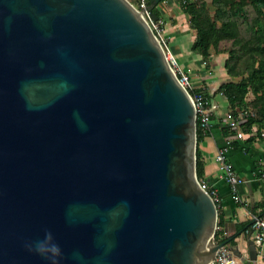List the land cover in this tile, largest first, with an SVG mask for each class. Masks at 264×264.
Wrapping results in <instances>:
<instances>
[{"label": "water", "instance_id": "95a60500", "mask_svg": "<svg viewBox=\"0 0 264 264\" xmlns=\"http://www.w3.org/2000/svg\"><path fill=\"white\" fill-rule=\"evenodd\" d=\"M196 162L195 104L130 0H0V264H213L243 230L215 242Z\"/></svg>", "mask_w": 264, "mask_h": 264}, {"label": "crops", "instance_id": "0c3cea01", "mask_svg": "<svg viewBox=\"0 0 264 264\" xmlns=\"http://www.w3.org/2000/svg\"><path fill=\"white\" fill-rule=\"evenodd\" d=\"M162 10L161 26L170 52L173 53L180 65L190 74L195 88L208 86L215 90L219 85L228 80L230 75L226 71L225 61L228 57L226 52L212 51L209 60H204L201 53L192 49L196 37V29L191 26L189 16L179 0H165L158 3ZM222 70V77L218 78L211 70ZM230 79V78H229ZM220 103L219 114L212 118L210 131L205 134L200 143L202 156L205 161V173L202 179L209 189L217 191L220 196L225 223L226 234L236 233L238 223L253 220L264 210V180L260 177V170L264 169V138L260 135L248 143L245 139L234 140L237 145L229 149L227 156L234 164L244 181L238 184L239 199L223 172L217 160V153L221 146L226 144L227 135L222 126V118L225 108L228 107L227 99L221 93L215 95ZM228 222V226L226 223ZM252 238L245 230L235 237L236 244L242 255L248 256L247 240ZM235 260L243 264L241 257L235 251ZM258 264H264V247L258 246Z\"/></svg>", "mask_w": 264, "mask_h": 264}, {"label": "trees", "instance_id": "16d2710c", "mask_svg": "<svg viewBox=\"0 0 264 264\" xmlns=\"http://www.w3.org/2000/svg\"><path fill=\"white\" fill-rule=\"evenodd\" d=\"M212 4L213 8L207 0H189L187 7H183L189 16L191 26L196 29L192 49L201 53L206 61L209 60L212 51L228 54L225 67L233 78L222 82L213 96L222 93L229 108L249 112L243 126L249 132L255 127L257 129V134L246 139L251 143L257 135L264 138V0H212ZM248 5L253 8L255 14L250 22V34L244 36L238 18L244 15ZM152 11L158 14V19L162 17V10L158 4L152 6ZM226 41H230L231 45L228 47L224 45ZM235 77L239 79H234ZM195 89L204 90L211 96L207 89ZM249 93L253 95L251 100L248 99ZM223 129L226 135L230 133L228 128ZM204 136L205 132L198 119L196 169L201 181L205 173V161L200 143ZM234 143L238 144L237 141ZM218 209L219 219L215 238L222 241L226 238L225 219L219 206ZM250 224L251 220L238 223V231H244ZM235 244V238H232L229 245L233 247Z\"/></svg>", "mask_w": 264, "mask_h": 264}, {"label": "built area", "instance_id": "2783aa9c", "mask_svg": "<svg viewBox=\"0 0 264 264\" xmlns=\"http://www.w3.org/2000/svg\"><path fill=\"white\" fill-rule=\"evenodd\" d=\"M133 5L138 9V11L142 14V16L148 21V23L152 26L154 32L160 39L162 45L165 48L167 59L172 66L174 72L177 74L180 82L186 87L189 91L192 100L195 104L196 108V122L199 119V123L205 134H207L212 126V118L214 114H218L221 105L215 99V90L211 89L210 86L204 88L210 91L211 96H208L204 90H197L190 78V74L180 65L176 56L170 52L168 43L165 37L162 34V22L161 19L154 21L152 16V5L149 3V0H130ZM165 1V0H162ZM184 8L187 7L189 0H179ZM222 94V93H221ZM248 111L243 109H233V108H225L222 118V126L226 127L230 130V133L227 135L226 144L221 146L217 153V160L221 165L223 172L225 173L227 180L229 181L233 192L236 197L239 199L237 187L238 184L244 181V178L238 173L232 161L228 159L227 153L229 149L232 147L234 140L245 139L248 136L257 134L256 127L253 128L252 131H246L244 129L243 123L247 120ZM258 136V135H257ZM260 177L264 180V169L260 170ZM203 185L208 188L205 182L201 181ZM211 190V191H210ZM214 200L217 203L219 208L222 207L220 203V196L217 191L210 189ZM222 209V208H221ZM219 212V209H218ZM218 227V225H217ZM217 229V228H216ZM245 232L251 236L257 247H264V210L263 212L256 216L251 224L245 229ZM219 242V241H215ZM235 251L232 246L225 244L218 248L213 261V264H238L234 258Z\"/></svg>", "mask_w": 264, "mask_h": 264}, {"label": "rangeland", "instance_id": "374dc122", "mask_svg": "<svg viewBox=\"0 0 264 264\" xmlns=\"http://www.w3.org/2000/svg\"><path fill=\"white\" fill-rule=\"evenodd\" d=\"M207 2L209 3V5L213 8V4H212V0H207ZM255 14L253 8L248 5L246 6V10H245V13L243 16L239 17L238 20L240 22V26H241V30H242V34L244 36H248L250 34V31H251V26H250V22L252 20V17L253 15ZM224 45H226L227 47L231 45V42L230 41H226L223 43ZM177 58V57H176ZM212 72L216 73V76H218V78H223L222 77V70L217 68L216 70H211ZM227 71V70H226ZM228 73V72H227ZM191 78V76H190ZM231 79L233 77H228V79ZM234 79H239V77H235ZM227 80V79H226ZM224 82V81H223ZM253 98V95L252 93H249L248 94V99L251 100ZM215 241H218L216 238H215Z\"/></svg>", "mask_w": 264, "mask_h": 264}, {"label": "clouds", "instance_id": "9594fccd", "mask_svg": "<svg viewBox=\"0 0 264 264\" xmlns=\"http://www.w3.org/2000/svg\"><path fill=\"white\" fill-rule=\"evenodd\" d=\"M51 251L56 252L57 249H56L55 247H53V248L51 249Z\"/></svg>", "mask_w": 264, "mask_h": 264}]
</instances>
